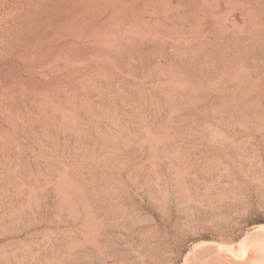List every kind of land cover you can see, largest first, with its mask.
<instances>
[{
  "label": "rangeland",
  "instance_id": "1",
  "mask_svg": "<svg viewBox=\"0 0 264 264\" xmlns=\"http://www.w3.org/2000/svg\"><path fill=\"white\" fill-rule=\"evenodd\" d=\"M0 1V264H207L264 229V0Z\"/></svg>",
  "mask_w": 264,
  "mask_h": 264
},
{
  "label": "bare ground",
  "instance_id": "2",
  "mask_svg": "<svg viewBox=\"0 0 264 264\" xmlns=\"http://www.w3.org/2000/svg\"><path fill=\"white\" fill-rule=\"evenodd\" d=\"M216 248L209 255L207 264H264V229L247 233L238 244ZM227 254L230 256L226 257Z\"/></svg>",
  "mask_w": 264,
  "mask_h": 264
}]
</instances>
